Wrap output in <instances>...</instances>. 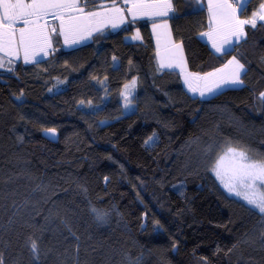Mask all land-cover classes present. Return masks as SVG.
Listing matches in <instances>:
<instances>
[{"label":"trees","instance_id":"1","mask_svg":"<svg viewBox=\"0 0 264 264\" xmlns=\"http://www.w3.org/2000/svg\"><path fill=\"white\" fill-rule=\"evenodd\" d=\"M170 2L188 70L233 57L236 83L193 96L160 67L153 21L129 17L73 48L56 29L45 59L0 69V264H264V214L215 173L227 152L264 163V22L216 53L205 1Z\"/></svg>","mask_w":264,"mask_h":264},{"label":"rangeland","instance_id":"2","mask_svg":"<svg viewBox=\"0 0 264 264\" xmlns=\"http://www.w3.org/2000/svg\"><path fill=\"white\" fill-rule=\"evenodd\" d=\"M84 1L0 0V69L12 64L11 33L17 40L15 58L29 63L48 56L52 47L50 34L56 29L60 30L65 48H73L89 41L93 33L107 26L120 25L119 10L113 11L104 4L114 3V0H104L92 11L85 9ZM260 10L253 14V19L258 18ZM126 40L135 39L130 34ZM215 173L228 193L247 201L264 214V163L250 162L238 152H227L218 161Z\"/></svg>","mask_w":264,"mask_h":264},{"label":"crops","instance_id":"3","mask_svg":"<svg viewBox=\"0 0 264 264\" xmlns=\"http://www.w3.org/2000/svg\"><path fill=\"white\" fill-rule=\"evenodd\" d=\"M204 1L208 10V28L200 36L216 53L229 51L235 44L243 40L245 28L249 23L264 22V12L262 11L264 6L261 7L256 19H253L254 16L248 18L244 14V9L249 0H238L237 4L232 0ZM104 4L108 8L110 6L113 11L119 10L117 14L122 16L118 27L107 26L114 30L123 27L128 17L132 20L153 21L151 30L160 67L179 70L185 88L193 96H211L232 84L231 82L240 79L244 69L240 61L233 57L223 66L206 74H198L188 70L183 46L174 39L171 25L167 19L171 11L170 0H114V3L107 2ZM121 5H124L126 10ZM131 35L135 40H129V42L142 41L141 33L138 30ZM11 37L13 43L12 60H23L15 58L17 40L13 33H11ZM216 83L218 84L215 85ZM208 84H210L209 87Z\"/></svg>","mask_w":264,"mask_h":264},{"label":"water","instance_id":"4","mask_svg":"<svg viewBox=\"0 0 264 264\" xmlns=\"http://www.w3.org/2000/svg\"><path fill=\"white\" fill-rule=\"evenodd\" d=\"M42 135L50 141L53 142L59 141V132L54 128L43 130Z\"/></svg>","mask_w":264,"mask_h":264},{"label":"built area","instance_id":"5","mask_svg":"<svg viewBox=\"0 0 264 264\" xmlns=\"http://www.w3.org/2000/svg\"><path fill=\"white\" fill-rule=\"evenodd\" d=\"M238 0H233L234 3H237Z\"/></svg>","mask_w":264,"mask_h":264},{"label":"bare ground","instance_id":"6","mask_svg":"<svg viewBox=\"0 0 264 264\" xmlns=\"http://www.w3.org/2000/svg\"><path fill=\"white\" fill-rule=\"evenodd\" d=\"M233 1V0H232ZM237 3H238V1H237ZM237 3H235V4H237Z\"/></svg>","mask_w":264,"mask_h":264}]
</instances>
